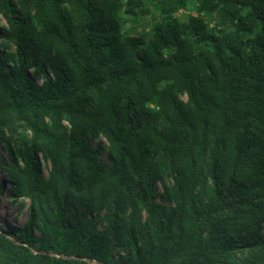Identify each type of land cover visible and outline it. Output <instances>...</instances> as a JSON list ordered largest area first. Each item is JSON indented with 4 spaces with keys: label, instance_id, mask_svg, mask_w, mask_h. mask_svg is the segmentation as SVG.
I'll return each mask as SVG.
<instances>
[{
    "label": "trees",
    "instance_id": "obj_1",
    "mask_svg": "<svg viewBox=\"0 0 264 264\" xmlns=\"http://www.w3.org/2000/svg\"><path fill=\"white\" fill-rule=\"evenodd\" d=\"M190 1L0 0V264H264V0Z\"/></svg>",
    "mask_w": 264,
    "mask_h": 264
},
{
    "label": "rangeland",
    "instance_id": "obj_2",
    "mask_svg": "<svg viewBox=\"0 0 264 264\" xmlns=\"http://www.w3.org/2000/svg\"><path fill=\"white\" fill-rule=\"evenodd\" d=\"M198 3H199V0H191L188 8L179 9L177 11V13L175 14L176 17L180 21H186L190 15L195 14V6H197ZM152 22L153 21L150 15H143L138 19L136 24H133L129 26L128 28H126V31H129L130 33H132V35L141 34L146 39H148L152 36V33H151ZM1 24L4 25L3 23ZM100 142L104 144V148L102 149L101 156L106 163H109L108 150L106 148L107 142L102 137H98L97 139L94 140L95 145H98ZM1 154L5 160H8L9 156L7 155L6 150L2 151ZM2 167L3 165L2 163H0V179L4 181V186H5V192L3 193V196H2V217L5 220L3 225L9 229L10 228L16 229V228L22 227L23 222H25L24 213L26 212L28 208L29 202L24 201L22 199L17 203L12 202V199L9 197L11 193L10 192L11 181L9 178L5 176V173L2 171ZM42 167H43V171L45 175H47L49 172V164L42 161Z\"/></svg>",
    "mask_w": 264,
    "mask_h": 264
},
{
    "label": "water",
    "instance_id": "obj_3",
    "mask_svg": "<svg viewBox=\"0 0 264 264\" xmlns=\"http://www.w3.org/2000/svg\"><path fill=\"white\" fill-rule=\"evenodd\" d=\"M38 253H40V252H38ZM50 255H51L52 257L55 256L54 253H50ZM86 261H87V262H91L90 259H87ZM93 263H95V264H101V263H99V262H97V261H93Z\"/></svg>",
    "mask_w": 264,
    "mask_h": 264
}]
</instances>
